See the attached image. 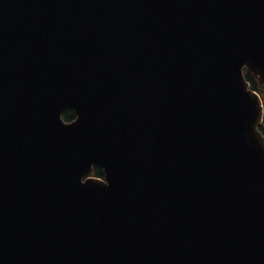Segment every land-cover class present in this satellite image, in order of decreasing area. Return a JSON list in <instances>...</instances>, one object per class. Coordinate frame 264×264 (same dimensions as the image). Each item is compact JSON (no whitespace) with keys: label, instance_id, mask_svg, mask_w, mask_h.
Masks as SVG:
<instances>
[{"label":"water","instance_id":"95a60500","mask_svg":"<svg viewBox=\"0 0 264 264\" xmlns=\"http://www.w3.org/2000/svg\"><path fill=\"white\" fill-rule=\"evenodd\" d=\"M244 67L264 0H0V264H264Z\"/></svg>","mask_w":264,"mask_h":264},{"label":"trees","instance_id":"16d2710c","mask_svg":"<svg viewBox=\"0 0 264 264\" xmlns=\"http://www.w3.org/2000/svg\"><path fill=\"white\" fill-rule=\"evenodd\" d=\"M246 72V71H245ZM246 79L249 81L250 83V86L253 88V89H256L258 91H260L262 93V91L258 88L257 86V83L255 81V79L253 77H251L250 74L246 73ZM63 119L66 120V121H70L73 117H74V114L71 110H66L64 113H63ZM260 130L262 131V133L264 134V122L263 124L261 125L260 127ZM94 176H97V177H102L103 176V173H102V169H100L99 167H94Z\"/></svg>","mask_w":264,"mask_h":264}]
</instances>
